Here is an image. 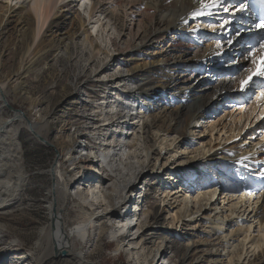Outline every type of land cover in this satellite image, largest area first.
Returning a JSON list of instances; mask_svg holds the SVG:
<instances>
[{
	"label": "bare ground",
	"instance_id": "6f19581e",
	"mask_svg": "<svg viewBox=\"0 0 264 264\" xmlns=\"http://www.w3.org/2000/svg\"><path fill=\"white\" fill-rule=\"evenodd\" d=\"M26 1L28 0H0V19H3L6 15L14 17L16 23L15 29L18 32V37H16L20 38L22 47H24L23 54L20 58L22 59L21 65L17 72L20 80L14 79V82L8 89L9 92L13 93L21 102L26 100L30 104L29 113L25 110L16 109L10 118L5 120L4 118H0V213L8 214L10 212L9 207L19 194L26 176L24 174L21 144L18 140V128L13 127L14 121H18L19 128L20 126H25L36 138L41 141L49 142L57 151L50 167V174L53 181V198L49 201L47 207V223L38 233L33 247L39 254L37 260L38 264H86V256L77 248L79 243L76 237H85L89 230L93 228L94 218L89 216L86 218L84 217L81 219V222L79 221L80 223H78L74 230H67L66 220L63 214V202L67 197L66 191L68 189H73L72 193H74L75 196L74 201H80L82 206H85L87 210L90 209L91 211L94 209V201H97L100 204L98 206L106 205L108 207V209H104L105 212L107 211L106 213L104 212V218L109 221L120 218V216L115 213L116 209L126 207V204L131 201L130 198H127L126 192L139 191L138 193L141 195L142 186L151 178V174L154 170L153 167L151 171L147 173L150 163L149 156L151 154L149 149L154 146V140L151 144H148L147 148L143 146L140 151V154H142L140 158H143V162L137 166L135 164L136 161H134V154L131 152V147L134 145H130L128 141L129 138L124 136L126 131H128V129L129 131L132 130L134 124L139 123L140 129L143 130L142 133L145 145L150 142L151 138L150 134L146 133L148 130L164 132V134L168 135H188L187 132H191L189 129L190 122L201 119L205 114L202 108L209 104L214 98L209 99L205 103H201L200 101L204 88H191V85H183L185 82H188L189 78H182H184L185 74L188 72L195 74V78L201 75L200 72L202 71H204L203 74L208 73L210 67L213 65L216 66V64L221 62L222 54H228L227 56L229 57L230 55L232 56L240 53V61H244V57L247 55L249 49H246V46L240 45L239 42H235L230 46L227 41L229 39H234L237 30H240L241 34L245 33V36H247V33L251 32L257 35V30L248 22L245 13L241 15V19H236V15L239 14L237 13L233 15L234 18L230 21L228 30L217 31L213 35L201 32L195 24V21H199L200 18L193 19L192 17V13L197 10L209 11L208 9L202 8L201 0H129V5H127L129 13L126 17L109 11L108 8L105 7L109 4L108 0H102L100 2H96L95 0H75L79 4L78 9H75L73 12L77 21L72 23L70 28L72 30H68L69 33L67 36L57 41V52L53 58L64 59L66 60L64 64L65 68L71 64L75 70L80 68L79 70L81 72L85 70L84 66L91 64L94 59H98L96 62L97 65L96 68L91 70H97V72L99 70L98 73L105 71V69L113 70L115 68L114 64L117 63L118 69L122 67L124 68V72L119 71L114 73L111 80L114 79L115 82L117 80L118 83L121 81L128 82H126L123 89H121L118 88L112 80L113 82H111L112 85L110 84L109 89L114 92V96H110L108 101L104 100L101 104H96L94 106L93 104L90 105V111L94 112L88 116L86 115V121L89 126L85 128V130L92 139L98 140L97 146L89 143L85 145L78 141V139H81V141L84 142L82 139L85 136L87 138L83 129H74L73 133H69L70 131L66 132L65 137H67L66 139L68 140L63 138L62 135L50 141V138H44V134L45 131H47L45 130L46 127H51L52 123L49 122L48 118L41 116L38 110H34L33 105L36 99L29 95L28 83L23 80L27 77L32 68L31 60L26 59L37 58V46L40 45L44 29H49L52 25H59L58 23L63 20V12L70 10L72 3L67 0H31V4L26 6ZM227 1L228 0H225V2ZM109 2L120 5L123 0H111ZM215 9H218V7L211 10ZM81 10L86 19L81 14ZM31 14H33V17ZM130 16L138 18L140 30L133 34V43H127L123 48L117 50L121 55L119 58L121 60L119 61L115 56H112V54H105V57L102 59L98 58V55L103 52H101L97 45L98 43L94 42L91 38L92 34L95 33V35H98L101 30L108 29L109 25L111 26L109 29L116 30L115 23L117 21L119 23V31L117 32L118 37L122 38V36H124L123 31L127 29V23L129 22L128 17ZM224 17L226 18V16ZM85 20L89 23V28L85 25ZM200 21L205 23L204 20ZM186 22L193 24L192 27L190 26V28L187 29ZM206 23L208 24L210 21H206ZM194 28L198 30L193 31L192 29ZM232 32L235 33L232 34ZM138 33L142 34V38L144 39V42L140 45L134 43V38L137 37ZM218 36L222 37V39L220 41H215V38ZM251 36L253 37V35ZM262 40H264V38L259 40V44ZM159 43H163L162 48L164 47V49L159 51L154 50ZM217 43L222 44V49L218 50L216 48ZM185 45L186 47L184 48ZM189 50L191 51V55L186 57ZM257 50H259V45L257 46ZM71 59H82L84 62L83 64L79 62L77 65L75 61L71 62ZM244 74H241L240 78L236 80L235 91L239 88L240 79L247 75ZM96 75L97 74L94 76ZM73 78L74 77L71 76L69 79L72 81ZM180 79L182 80L179 82V86H177L176 84H178L177 82L180 81ZM231 79L234 78L230 77L227 83L220 81L214 88V94L221 91H225L229 94L231 88L235 86V83L233 85L231 84L234 81ZM102 83L107 86L106 82ZM5 85L6 84L3 82L0 84V98L8 105L9 103L5 97L7 94ZM73 89L70 90L71 93L73 91L76 92V89ZM175 91H177V94ZM246 91L247 90H245L243 94ZM158 101L162 104L159 105L157 103ZM236 102L238 103V100H236ZM175 103L178 104L175 106L176 110L174 111L176 112L173 115V111L170 110V107L175 105ZM103 104H105V107H103L104 118L100 124L98 119L99 115L96 113V110H100V106ZM138 105L140 106L138 107ZM239 105L241 106V104ZM239 105L238 108L241 109ZM85 106L86 103L83 101L81 107L85 109ZM254 110H256L255 106L252 111H250V115ZM263 113L264 105L261 107L256 118L259 119ZM73 117H75V115L70 116L71 119H73ZM241 118L242 117L238 119L239 122H241ZM248 120V116H246L244 120V122H246L244 124L242 123L243 125H241V127L236 126L237 128H230L232 131L237 129V133L232 132L228 138L237 137L240 130H242V126L247 125ZM127 122L129 127H125ZM69 123L70 122L67 124ZM107 126H109L108 129H110L109 133H112L108 136L106 135L107 132L104 134L102 131V127ZM118 128L119 134H116L115 130ZM263 128L264 126L261 127V129ZM130 132L132 134V131ZM93 135L98 136L94 137ZM105 135L106 137H104ZM111 137L113 140H110ZM228 138L226 136L223 139L226 141ZM227 145L228 144L221 145L213 154L207 156L206 160H223L225 164L227 162H232V166L238 168L239 171L236 174L228 176L232 177L231 179H235L237 182L242 181L243 176L240 170L245 171L247 176L243 188L247 189L250 187L248 190V194L250 195L249 197L247 196L248 200L244 195H241V197H244L247 202H250V197L255 195L253 193L258 192L259 194L256 193L258 194L257 197H253L257 200L255 202L257 205L254 209L252 208L247 215H245V209L239 211L233 210H237L238 205L244 200L240 201L241 198H239L237 202L228 207L232 208V210H229V214L221 215V209L215 212L216 209H219L215 201L211 202L216 192L215 189L206 192L208 196L207 203L204 202V205L199 204L196 208L189 207L187 203H192V201L199 202V194H196L194 197L186 196L182 198H180V195H177V198L172 204L176 203L174 206L176 208V218L194 217V215L199 212V215L205 216L207 218L205 222L208 223L212 236H215L217 241L220 240L225 248L232 247V250L226 253V255H228V261L232 262L233 258L236 256L237 261H234V264H238L241 258V252L239 251L238 254H236L234 253V249L239 245L241 246L240 249L245 246L244 239L247 235L245 234L240 240L238 238L242 233H247L250 228L251 224L248 222V215L251 214L250 218L256 219L260 224H264V190L261 191V189L264 188V181L261 178V174L264 173V142L260 145V149H258L261 150V154L263 155L262 159L248 158L246 156L256 151L258 148L254 146V143L246 146L237 143H232L230 146ZM213 147L209 146L206 149L207 152H210ZM78 155H80L79 158ZM155 155L159 157V149L156 151ZM138 156L135 155V158H138ZM64 161H70V171L66 170L67 172H62L61 165L64 164ZM203 167L205 168V166ZM214 176L213 174L212 177ZM252 176L257 179L261 178V181L257 184L250 183L252 184L250 186L247 182H249ZM111 179L112 182H114L113 185H110V188L105 190L104 185ZM79 180L81 181L77 183ZM205 182L208 183V181ZM163 183L162 188L164 187ZM103 190L107 192V196L98 199V197H100H97L98 193H101ZM176 193H178V191L173 192V195ZM228 194H231L230 191ZM167 195L168 194H165L164 197ZM231 197L233 196H230V198ZM246 201H244V203ZM208 202L210 203L208 212H201L202 207L208 204ZM234 211L235 215L239 217L235 220L230 217L231 214H234ZM212 212L213 214H211ZM223 212L226 213V210H223ZM157 213L158 212L155 210L153 214V223L149 225V228L143 230L136 236L142 244L147 242H155L156 245L160 243H162V245L164 243L170 244L168 233L164 235L166 231L156 228L158 226ZM130 218V216L127 217V219ZM132 220L133 219H130V221ZM122 221H124V218ZM8 225H2L0 227V232L8 229ZM134 226L135 225H133V227ZM228 226L230 227V232L226 233V228ZM122 230L123 227L120 226L110 231L112 239L119 236L116 242V249L124 242V238L126 237L123 235ZM250 245L253 246V248H260V246L264 245V238L259 237L257 239H251ZM173 246H175L174 243ZM163 247L162 250L161 248L158 249L159 247L157 248L153 253L152 259L159 255L157 259L159 260L160 257L163 256L161 262L163 263V259L169 254V246L165 244ZM212 247L213 245L207 242L202 245H199L197 242H192L190 246L191 253L185 255L188 256L187 259H189L187 260V264H220L221 254L215 251L208 252L212 250ZM199 248H201V250H199ZM151 251L152 250H150L148 255L151 254ZM205 253L206 256L204 255ZM146 259L145 257L140 264H145L147 261ZM240 264L245 263L241 262ZM247 264H264V247L261 249V253H254L252 259L247 260Z\"/></svg>",
	"mask_w": 264,
	"mask_h": 264
},
{
	"label": "rangeland",
	"instance_id": "374dc122",
	"mask_svg": "<svg viewBox=\"0 0 264 264\" xmlns=\"http://www.w3.org/2000/svg\"><path fill=\"white\" fill-rule=\"evenodd\" d=\"M67 1L71 2L72 5L70 10L63 12L64 16L62 22L58 23L59 25L50 26L49 29L46 28L47 30L44 29L40 45L37 46V58L26 59L31 60L32 68L27 77L23 80L28 83L29 95L36 99L35 104L33 105L34 110H38V113H40L41 116L48 118L49 122L52 123L51 127H46L45 130L48 132L45 131L44 138H50L51 141L53 138H58L63 135V138L66 139V132L70 131L69 133H73L74 129H83L87 138L85 136L82 139L84 142L81 141V139H78V141L84 143L85 145L89 143L96 146L98 144V140L94 138L92 139V137L88 135L89 133L85 130V128L89 126L86 121V115L88 116L94 112L90 111V105L93 104L94 106L96 104H101L104 100L108 101L110 96H114V92L109 89L111 82H115V80L112 79V81L111 78L114 73L119 71L124 72V68L121 67L118 69L116 63L114 64L115 68L113 70L105 69V71L98 73L99 70L98 72L97 70H91L96 68L97 65L96 62L98 59H94L92 61L93 63L91 62V64L84 66L85 70L81 72L79 70L80 68L75 70L71 64L65 68L64 64L66 63V60L53 58L57 52V41L66 37L69 33L68 30H72L70 29L72 23L77 21L73 12L75 9H78L79 4L75 0ZM95 1L100 2L102 0ZM109 1L111 0H108L109 4L105 6L109 11H113L115 14L124 15L126 17L129 13L127 5H129L128 3L130 1L134 0H123L120 5L112 4L113 2L111 3ZM25 3L26 6H28L31 4V0H28ZM230 13L232 14L231 8L229 14L227 13V16L224 15L226 18L223 16L221 21L223 22V20L227 18L229 19L231 17ZM31 15L33 17V14ZM233 18L232 14V18L229 19V21L233 20ZM128 19L129 22L127 23V29L123 31L124 36H122V38L118 37L117 32L119 31V23L117 21L115 23L116 30L109 29L111 27L109 25V30L106 28V30H101V33L99 32L98 35H95V33L92 34L91 38L94 42L98 43L97 45L99 46L101 52H103L98 55V58L102 59L105 57V54H112V56H115L119 61L121 60L119 59L121 55L117 52V50L119 48H123L127 43H133V34L140 30L137 17L133 18L130 16ZM204 21L205 23L201 22V25L203 24V26L199 25L198 21H195V24L201 32L213 35L215 32H213L209 26L205 27L204 25L207 24L206 21L208 22L210 20ZM15 24L14 17H11L10 15H6L3 19H0V82L2 81L6 84L7 94L5 97L9 103L7 105L0 98V118H4V120L10 118L16 109H20L22 111L25 110L27 113L30 112L29 102L26 100L21 102L16 98V96H14L13 93L9 92L8 89L14 82V79L20 80L17 72L21 65L22 59L20 58L24 51L20 38H17L18 32L15 29ZM85 25L88 28L90 27L87 20H85ZM192 25L193 24L186 22L187 29H189L190 26L192 27ZM215 27H218V25ZM228 29L229 27L227 26L226 30ZM234 33L235 32H232V34ZM244 34H241L242 38L236 42H239L240 45L242 42V46H246V49H249L250 46L248 43L246 42V45H244L245 43L242 41L247 37ZM221 39L222 37L218 36L215 38V41H220ZM143 42L144 39L142 38V34L138 33L137 37L134 38V43L140 45ZM162 45L163 43H159L154 50L159 51L164 49V47L162 48ZM185 47L186 45L184 48ZM190 55L191 51L189 50L186 57ZM227 55L228 54H222L221 62L216 64V66L213 65L210 67L208 73L203 74L204 71H202L200 72L202 76L197 74L200 77L196 76L195 78V74L188 72L185 74V77L182 78H189L188 82H185L183 85H191V88H204L202 91L201 103H205L209 99L214 98L209 104L202 108L205 114L201 117V119L190 122L189 129L191 132H187L188 135H168L164 134V132L148 130L146 133L150 134L152 139L150 138V142L145 145L142 133L143 130L140 129L139 123H135L132 130H130L132 131V134L129 129L126 131V134H124L125 137L127 136L129 138V144L134 145L131 147V152L134 154V161H136L135 164L137 166L143 162V158H140V156H142L140 151L143 146L147 148L148 144H151L154 140V146L149 149L151 153L149 156L150 163L147 170L148 172H146L149 173L153 167L154 170L151 174V178L147 180L144 186H142L141 195L138 193L139 191L126 192L127 198H130L131 201L126 204V207L116 209L115 213H117L120 218L109 221L104 218V214L107 212H105L104 209H108L106 205L98 206L100 205L99 202L94 201V209L91 211L90 209L87 210L85 206H82L80 201H74L75 196L74 193H72L73 189H68L66 191L67 197L63 202V214L66 220L67 230H74L84 217L86 218L89 216L94 218L93 228L89 230L85 237H76L79 243L77 248L83 253V255L86 256V264H140L145 257L147 258L145 264H187V260L189 259H187L188 256L185 255L191 253L190 246L192 242H197L199 245L207 242L208 244L213 245L211 248L212 250H209L208 252L215 251L216 253L221 254L220 264H234V261H237L236 256L233 258L232 262L228 261V255H226V253L227 251L232 250V247L225 248L224 244L220 240L217 241L215 236H212L208 223L205 222V220H207L205 216L199 215V212L196 213L194 217L176 218V208L174 207L176 203L172 204V202L177 198V195H180V198H182L186 196L194 197L196 194H199V202L192 201V203H187L189 207L196 208L199 204L204 205V202L208 200L206 192L215 189L216 192L211 201H215L218 204L217 206L219 209H216L215 212H218L221 209V215L229 214V210H232V208L228 207L237 202L240 196L238 197L237 195L225 193L222 183L226 176L236 174L239 170L235 166H232V162H227L225 164V161L217 159L216 161H207L206 157L213 154V152L218 150L221 145L228 144L227 146H230L232 143L244 144L243 146L254 143V146L258 148L256 151H251L252 153H249L246 156L248 158L258 159H262L263 157L261 150L258 149H260V145L264 142V138L260 133L261 127L264 126V119L262 122L257 123L259 119H257L256 116L259 114L264 102L261 104L260 102H257L256 99L255 104H253L252 98L256 95V92L254 91L252 95L248 96L246 104H242V102L238 101V103L241 104V106H239L241 109H239L238 103L236 102L237 99L235 100V98H233L234 93L237 91H235L236 80L240 78L241 74L243 75L246 72V68L251 67V64L245 59L241 62L239 58L240 53H237V55H230L229 57ZM70 61H75V64L77 63V65L79 62H81V64L84 62L82 59H71ZM95 74L97 75L94 76ZM245 74H247V72ZM71 76L74 77L72 81L69 79ZM230 77L234 78L231 79L234 80L231 84L233 85L235 83V86L231 88L230 93L227 94L225 91H221L214 94V88L217 84L220 81L225 83L229 82ZM182 79L177 82V86H179V82H181ZM102 82H106L107 86ZM126 82L128 81H121L118 83L116 80L115 85L118 88L123 89ZM262 87L263 86L261 85L260 88ZM73 88L76 89L77 93L75 91L72 93L70 92ZM260 88L259 91L263 90V88ZM175 92L177 94V91ZM83 101L86 103L85 109L81 107ZM157 103L159 105L162 104L159 101ZM177 104L178 103H175V105L170 107V110L173 111V115L176 112L174 110H176L175 106ZM104 105L105 104L100 106V110H96V113L99 115L98 119L100 124L104 118ZM139 106L140 105H138V107ZM254 106L256 107V110L252 112L251 116L250 111H252ZM73 115H75V117L71 119L70 116ZM262 115H264V113ZM243 116L245 118L248 116L249 120L247 123L248 126H242V130L243 127H245L244 129L253 127L255 123L256 126L248 131L246 134L247 136H242L240 140L231 141L235 137H228L232 134V132L237 133V129L232 131L230 128H234L236 126L241 127V125L247 121L246 120L244 122L245 118ZM240 117H242L240 120L241 122L238 120ZM68 122L70 123L67 124ZM127 124L128 122L125 127H129ZM13 127L18 128V140L21 144L24 174L26 176L22 188L16 197L17 199L15 198L9 207L10 212L8 214L0 213V227L2 225L6 226L9 224L8 229L0 232V264H38L37 260L39 254L33 247L38 233L41 228L46 226L47 223V207L49 201L53 198V181L50 174V167L57 151L51 144H49V142L41 141L36 138L34 134L31 133L25 126H20L19 128L18 121H14ZM108 127L109 126L102 127V131L104 134L107 132V136L112 134L109 133L110 129H108ZM118 130L119 128L115 130L116 134H119ZM242 130H240V133ZM106 135L104 137H106ZM97 136L98 135H95L94 137ZM226 136L228 139L224 141L223 138ZM249 139H251V141H248ZM110 140H113V138L111 137ZM209 146L214 147L210 152H207L206 149ZM158 149L160 150L159 157L155 155ZM135 155H139L138 158H135ZM79 157L80 155H78V158ZM203 166H205V168ZM61 167L63 170L62 172H65L66 170L70 171V161H64V164H62ZM240 173L243 176L242 177L240 175L242 177V181L240 182H245L247 174L245 171L241 170ZM213 174L215 175L214 177H212ZM261 178L264 181V177L262 175ZM261 178H258L259 182L261 181ZM258 179L252 176L247 183L253 184V182L258 181ZM80 181L81 180L77 183ZM205 181H208V183ZM213 182H215L216 185ZM113 183L114 182H112L111 179L104 185V189L108 190L110 185H113ZM162 183L164 184L163 188ZM252 184H250V186ZM105 190L98 193L97 197L100 196L98 199H102L107 196V192ZM176 191H178L179 194L176 193L173 195V192ZM256 193H253L255 195L250 197V202L245 200V198L247 199V196L249 197L250 194L247 193V195H244L245 198L240 197V201L244 200L238 205L237 210H233L239 211L245 209V215H247L248 212H250L252 208L254 209L257 205V203H255L257 201L256 198H253L255 196L257 197L259 194ZM165 194L168 195L164 197ZM230 196H233L234 198L231 197V200ZM235 197L237 199H235ZM244 201L246 202L244 203ZM209 204V202L208 204H205L206 207L203 206L201 212L207 213L209 210ZM155 210L158 212L157 216L159 226L156 228L166 231L164 235L168 233L167 235L170 239V244L164 242L163 245L162 243L156 245L155 242L142 244L141 241L139 242V239L136 238L140 232L149 228V225L153 223V214ZM223 210H226V213H224ZM235 211L234 214H231L230 216L234 220L239 218L235 215ZM211 214H213V212ZM129 216L134 217V220L130 221L127 219ZM250 216L251 214L248 215V222L251 224L248 232L242 233L238 238L240 240L245 234L247 235L244 239L245 246L240 249L241 246L239 245L234 249V253L236 254H238L239 251L241 252V258L238 261V264L241 262L247 264V260L252 259L254 253H261V249L264 247L263 245L260 246V248H253V246L250 245L251 239H257L259 237L264 238V224H260L259 221L250 218ZM123 218L124 221H122ZM133 225L135 226L133 227ZM120 226L123 227L122 233L126 237L124 238V242H122L118 249H116V242L119 236H116L117 238H115V242H112L110 231L115 230ZM229 232L230 227L228 226L226 228V233ZM173 243L175 246H173ZM165 244L169 246V254L163 259V263H161L163 256H161L159 260H157L159 255L152 259L153 253L157 250V248L159 247L158 249L161 248L162 250ZM150 250H152L151 254L148 255ZM199 250H201V248H199ZM206 253L204 254L205 256Z\"/></svg>",
	"mask_w": 264,
	"mask_h": 264
},
{
	"label": "snow or ice",
	"instance_id": "6c2138e0",
	"mask_svg": "<svg viewBox=\"0 0 264 264\" xmlns=\"http://www.w3.org/2000/svg\"><path fill=\"white\" fill-rule=\"evenodd\" d=\"M202 8L208 9L209 11L205 12L202 10H197L192 13L193 19L202 17L205 15H212L211 9L220 7L221 5L225 4V0H201ZM248 7V4L246 2L239 3V7H236L234 10H232V14L235 15L237 13H243L245 9ZM231 6H224L222 7V11L224 13L230 12ZM230 24V21L228 19L223 20L222 23H219L218 27L211 26V30L213 32L217 31H224L227 29V26ZM253 27L256 29L264 30V16H262L259 20V23H253ZM193 31H197V28L192 29ZM241 32L240 30L236 31V36H240ZM233 39H229L227 43L231 46L233 44ZM216 48L222 49V44L217 43ZM258 53V54H257ZM245 60L249 61L251 64V67H248L245 69L247 72V75L240 79L239 81V88L238 91L243 93L245 90L249 88V85L252 83L253 79L256 77L264 79V40H262L259 44V50L255 47H249V50L247 51V55L244 57ZM258 102H264V90H261L259 95L256 97ZM264 176V173L261 174Z\"/></svg>",
	"mask_w": 264,
	"mask_h": 264
}]
</instances>
